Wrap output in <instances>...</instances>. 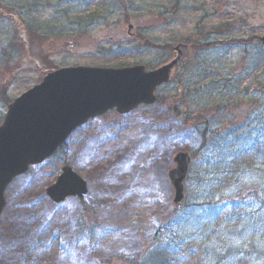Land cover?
I'll return each mask as SVG.
<instances>
[{
  "label": "rangeland",
  "instance_id": "374dc122",
  "mask_svg": "<svg viewBox=\"0 0 264 264\" xmlns=\"http://www.w3.org/2000/svg\"><path fill=\"white\" fill-rule=\"evenodd\" d=\"M262 36L264 0H0V123L48 71L182 53L155 103L91 119L11 181L0 264H264ZM179 151L193 161L176 211ZM63 165L87 191L54 204Z\"/></svg>",
  "mask_w": 264,
  "mask_h": 264
},
{
  "label": "water",
  "instance_id": "95a60500",
  "mask_svg": "<svg viewBox=\"0 0 264 264\" xmlns=\"http://www.w3.org/2000/svg\"><path fill=\"white\" fill-rule=\"evenodd\" d=\"M260 41L264 45V36ZM175 49L176 58L154 70L146 71L142 65L61 68L10 102L0 124V214L5 206L4 191L13 178L51 156L74 129L113 108L125 114L140 104H152L155 89L169 81L172 68L181 59L179 47ZM173 161L168 177L174 189L172 204L179 210L185 201L183 181L192 159L187 152H177ZM86 191V182L63 166L46 193L59 203Z\"/></svg>",
  "mask_w": 264,
  "mask_h": 264
},
{
  "label": "trees",
  "instance_id": "16d2710c",
  "mask_svg": "<svg viewBox=\"0 0 264 264\" xmlns=\"http://www.w3.org/2000/svg\"><path fill=\"white\" fill-rule=\"evenodd\" d=\"M210 44H207V45H205V47H207V46H209V45H211L212 43L211 42H209ZM216 45L217 44H219V43H215ZM14 47H16V46H14ZM16 51H17V48H16ZM4 88H3V85H2V83H0V94L1 95H4ZM11 100L10 99H7L6 98V103H9ZM203 134V133H202ZM205 134V133H204ZM159 251H165V250H161V249H158ZM168 253H166V252H162V254L160 255V256H163V257H160L158 260H163V261H165V260H167V263H169V259L168 258H165L166 256H168L167 255Z\"/></svg>",
  "mask_w": 264,
  "mask_h": 264
}]
</instances>
